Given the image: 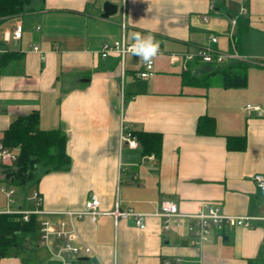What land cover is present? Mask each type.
<instances>
[{
    "label": "crops",
    "instance_id": "0c3cea01",
    "mask_svg": "<svg viewBox=\"0 0 264 264\" xmlns=\"http://www.w3.org/2000/svg\"><path fill=\"white\" fill-rule=\"evenodd\" d=\"M106 2L118 7L109 18L101 16ZM29 10L0 24L10 25L0 39L10 55L0 58V141L14 121L36 114L42 130L66 136L71 163L62 170L39 166L33 181L16 186L0 162V234L8 223H34L8 231L14 243L0 264L72 262L68 242L89 247L96 264H264V190L254 181L264 176V0H34ZM19 25L22 37L15 39ZM134 33L159 43L151 78L139 77L141 57H101L105 43L132 44ZM200 46L236 51L243 60L225 65H247L245 86L224 87L216 75L209 85L185 82L182 62L173 64L171 55ZM214 66L197 63L191 76ZM203 118L213 119L214 133H198ZM125 130L158 135L159 154H144L137 140L136 147L123 142ZM3 189L14 190L11 201ZM92 195L102 214L95 221L76 216ZM164 201L183 215L219 204L252 226L213 229L208 243L194 246L187 232L194 221L165 227ZM116 203L143 215L146 228L112 215ZM23 211L32 212L28 222ZM44 222L74 237L45 241Z\"/></svg>",
    "mask_w": 264,
    "mask_h": 264
},
{
    "label": "built area",
    "instance_id": "2783aa9c",
    "mask_svg": "<svg viewBox=\"0 0 264 264\" xmlns=\"http://www.w3.org/2000/svg\"><path fill=\"white\" fill-rule=\"evenodd\" d=\"M232 24L235 26L237 24V20H232ZM23 28L21 25L17 26L13 35L15 39H21ZM212 42H218L217 37H212ZM131 44H126L124 41H114L111 43H105L101 50V57L107 58L110 55L116 54L119 55L122 59L127 54H132L128 51V48ZM38 50L37 47L34 48ZM160 49V48H159ZM160 52V51H159ZM242 61V57L235 51L234 53L221 52L217 51L211 47L200 46L196 49V51L192 53H184V54H172L171 62L179 63L182 62V69L185 72L190 71L193 66L196 67L197 63H204L209 65H222L229 61ZM154 75V62L152 61L151 66H147L145 63L143 64V69L139 73V77L142 79L151 78ZM248 108L253 110H259V107H254L248 105ZM121 140L123 142H127L130 146H137L136 138L129 131H123L121 135ZM18 154L13 151L11 148L7 147L2 141H0V162L4 165L13 164L17 162ZM254 181L257 187L261 190H264V176L256 175L254 177ZM5 194L7 195L9 201L14 194V190L12 189H3ZM34 198L40 204L42 202V198L38 193L34 194ZM100 208V199L96 195H92L85 204V211L77 213L76 216L83 217L88 215L91 217L93 221L97 219V217L102 214L99 210ZM208 211L206 213H199L196 215H183L179 212L178 206L171 201H164L161 205V209L159 215L164 219L165 227L169 228L171 226L182 227L186 220H193L194 222L187 225V232L192 236L191 242L194 246H201L205 243L209 242V236L213 229L218 231H223L225 229H232L235 227H245L249 228L252 226V221L249 218L242 217H230L223 213L221 206L219 204L211 203L207 206ZM23 215V220L28 222L30 219V215L32 212H18ZM37 214L40 212L37 211ZM116 218H134L136 220V225L145 229L146 224L144 221V216L140 214L134 213L133 210H122L119 207V204H115V209L111 213ZM43 239L47 241L51 235H55L57 238H68L72 239L74 237V233H67L63 231H55L51 225L47 222L43 223ZM65 249L70 252L76 258L72 262H60L59 264H79L80 259L77 257H88L89 262L92 259L93 252L89 247L77 246L72 242H68L65 245ZM88 264H96L91 261ZM162 264H181L179 259L170 260L164 259Z\"/></svg>",
    "mask_w": 264,
    "mask_h": 264
},
{
    "label": "trees",
    "instance_id": "16d2710c",
    "mask_svg": "<svg viewBox=\"0 0 264 264\" xmlns=\"http://www.w3.org/2000/svg\"><path fill=\"white\" fill-rule=\"evenodd\" d=\"M34 0H0V24L10 18L21 16L27 12ZM236 47H238L235 42ZM247 65H216L213 72L205 75L203 79L193 78L191 71L183 74L184 80L193 85H209L212 75L220 76V83L227 88L241 87L246 84ZM199 134H212L215 131V123L211 118H203L198 123ZM3 143L9 147L18 148V160L13 164H7L8 177L16 186H24L35 179V172L39 166L49 170H62L71 163L66 151V136L42 130L38 126V117L31 114L14 121L4 134ZM137 142L143 148L144 154H159L161 138L158 135L132 132ZM9 167H14L11 169ZM6 216L3 221H6ZM34 223L28 224L8 223L10 228L0 234V259L9 254V249L14 243V237H9L8 231L20 229L26 231ZM252 264V263H251Z\"/></svg>",
    "mask_w": 264,
    "mask_h": 264
},
{
    "label": "clouds",
    "instance_id": "9594fccd",
    "mask_svg": "<svg viewBox=\"0 0 264 264\" xmlns=\"http://www.w3.org/2000/svg\"><path fill=\"white\" fill-rule=\"evenodd\" d=\"M131 39L134 42L129 46L128 51L135 56L141 57L143 62L150 67L153 58L160 51L158 41L151 34L145 36L140 33H134Z\"/></svg>",
    "mask_w": 264,
    "mask_h": 264
},
{
    "label": "rangeland",
    "instance_id": "374dc122",
    "mask_svg": "<svg viewBox=\"0 0 264 264\" xmlns=\"http://www.w3.org/2000/svg\"><path fill=\"white\" fill-rule=\"evenodd\" d=\"M30 12V10H29V8H27V12H26V14H28ZM26 24V26H31V24L30 23H25ZM29 28H31V27H29ZM7 31H10V25L9 24H3V25H0V39L1 40H3V38L5 37V33L7 32ZM7 45H8V47H14L15 46V43H13V42H9V43H7ZM1 50V49H0ZM5 50H1V52L0 53H2V54H0L1 55V57L0 58H6V57H10V55L8 54V53H5L4 52ZM211 72H208V73H206V74H204V75H208V74H210ZM203 75V76H204ZM203 76H201V77H199V78H197V79H203ZM211 79H212V77L211 78H209V81H211ZM217 80H220V76H218V75H216L214 78H213V81L214 82H216Z\"/></svg>",
    "mask_w": 264,
    "mask_h": 264
},
{
    "label": "water",
    "instance_id": "95a60500",
    "mask_svg": "<svg viewBox=\"0 0 264 264\" xmlns=\"http://www.w3.org/2000/svg\"><path fill=\"white\" fill-rule=\"evenodd\" d=\"M118 7L117 5H114L112 3L106 2L103 6V18H109L110 16H113L117 13Z\"/></svg>",
    "mask_w": 264,
    "mask_h": 264
}]
</instances>
